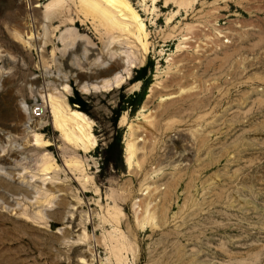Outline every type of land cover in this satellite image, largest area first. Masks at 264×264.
<instances>
[{
  "label": "rangeland",
  "instance_id": "1",
  "mask_svg": "<svg viewBox=\"0 0 264 264\" xmlns=\"http://www.w3.org/2000/svg\"><path fill=\"white\" fill-rule=\"evenodd\" d=\"M85 1L0 0V264H264V0Z\"/></svg>",
  "mask_w": 264,
  "mask_h": 264
},
{
  "label": "bare ground",
  "instance_id": "2",
  "mask_svg": "<svg viewBox=\"0 0 264 264\" xmlns=\"http://www.w3.org/2000/svg\"><path fill=\"white\" fill-rule=\"evenodd\" d=\"M142 1H145V0H142ZM151 1L154 2L155 0H151ZM166 1H168V0H166ZM179 1L180 0H178L177 3L180 4ZM181 3H182V0H181ZM184 3H185V0H184ZM35 6H37V5H35ZM181 6H184V5L182 4ZM110 8L116 10V12L120 13V15L127 16L128 18H130L131 20H133L135 22V31L132 32V35L140 43L143 51L146 53L148 50L147 49L148 43H147V38H146L147 33L145 31L144 25L138 21V15H137L136 11L131 7L128 0H86L84 3V9L87 12H89L90 14H92V16L98 17L99 20L101 21L102 25H104L106 27L107 31H112L114 29H119L122 31L124 27L122 28L120 22L116 21L114 19V17L111 15L112 13H110V10H112V9H110ZM111 12H113V10ZM30 35H32V34H30ZM204 70H206V69H204ZM188 76H185V77H188ZM179 81L181 82L182 80H179ZM123 82H124V78H119V79H116L114 81V83L111 84V86H118L119 84H121ZM173 84H175V83H173ZM180 84L181 83H179L178 86ZM64 87H66V86H64ZM100 87L105 88L106 85H102ZM181 88H183V87H181ZM83 90L86 91L87 89L84 88ZM183 97L184 96H182V98ZM180 99H181V96H180ZM185 101H186V99H185ZM58 102L55 98H53L51 95H49V101L46 104V107L48 108V112L50 114L51 123H52L54 130L58 131L65 141L75 142L77 145H81L84 150H87L88 145L93 147L94 146V140L92 139L91 133L89 132L90 121L88 120V118L83 113H81L80 111H78L76 109H71V108L63 109V107L60 105V103L58 104ZM65 107H66V105H65ZM123 120H124V116L122 117V121ZM71 122H72V124L74 123V125L79 127V129H78L79 134L78 135L69 131L68 125L71 124ZM31 136L33 137V142H34L33 144L34 145H37V146H39V145L47 146L48 145L47 141L42 140L41 134L34 132ZM135 151H136V148L134 145V141H129L126 145V155H127L126 161H127L128 165L131 164L130 160H131L132 156L134 155ZM50 169H51V165L46 163V162H43L41 164V169L39 171L42 173V175H45L48 173L47 171H49ZM146 212L147 213L145 216H143L142 220H143V222L148 223V221H151L153 219V217L151 216L150 212H148V211H146ZM119 245H122V244L120 243ZM114 251H117V250H114Z\"/></svg>",
  "mask_w": 264,
  "mask_h": 264
}]
</instances>
